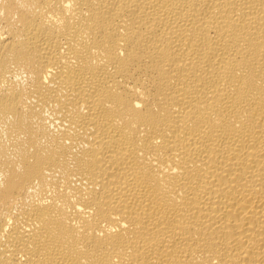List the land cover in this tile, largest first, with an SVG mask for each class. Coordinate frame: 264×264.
I'll return each instance as SVG.
<instances>
[{"label":"bare ground","instance_id":"obj_1","mask_svg":"<svg viewBox=\"0 0 264 264\" xmlns=\"http://www.w3.org/2000/svg\"><path fill=\"white\" fill-rule=\"evenodd\" d=\"M0 264H264V0H0Z\"/></svg>","mask_w":264,"mask_h":264}]
</instances>
